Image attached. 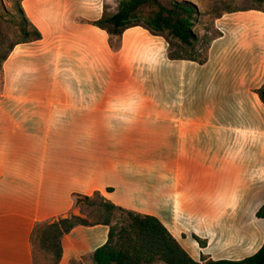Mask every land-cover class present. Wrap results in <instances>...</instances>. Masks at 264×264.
<instances>
[{"label": "crops", "instance_id": "1", "mask_svg": "<svg viewBox=\"0 0 264 264\" xmlns=\"http://www.w3.org/2000/svg\"><path fill=\"white\" fill-rule=\"evenodd\" d=\"M42 39L15 46L0 83V264H35L32 232L80 216L99 192L160 220L195 261L242 260L264 242V13L225 14L204 65L167 58L141 27L112 52L103 0H23ZM249 17L256 18L245 25ZM249 21V20H248ZM107 189H111L110 192ZM77 226L58 264L103 245ZM206 241L200 248L192 238Z\"/></svg>", "mask_w": 264, "mask_h": 264}, {"label": "trees", "instance_id": "2", "mask_svg": "<svg viewBox=\"0 0 264 264\" xmlns=\"http://www.w3.org/2000/svg\"><path fill=\"white\" fill-rule=\"evenodd\" d=\"M22 1L8 0V7L0 0L1 85L3 65L15 46L42 39L41 32L26 16ZM248 1L249 7L238 8L217 0L221 7L201 12L195 4L186 0H119L115 12L111 13L104 3L102 14L97 20H77V23H86L104 31L112 52L120 50L125 30L141 27L165 40L169 60L204 65L212 42L222 37L215 27L217 19L225 14L251 10L264 13V0ZM253 92L264 105V83ZM72 200L75 207L83 204L93 207L90 215L93 220L90 221L88 216L69 215L38 223L33 228V244L37 240L39 248L50 258V264L60 262L61 241L65 235L77 226L96 225L108 228L105 243L81 260H71L69 264H81L86 258L91 260V264H264V242L255 254L242 260H213L201 254L199 261H195L160 220L152 215L119 207L99 192L91 196L73 194ZM255 215L264 220V204ZM192 238L200 248L206 246L205 240L196 235H192Z\"/></svg>", "mask_w": 264, "mask_h": 264}, {"label": "rangeland", "instance_id": "3", "mask_svg": "<svg viewBox=\"0 0 264 264\" xmlns=\"http://www.w3.org/2000/svg\"><path fill=\"white\" fill-rule=\"evenodd\" d=\"M5 5L8 7L10 6V3H8V0H2ZM181 1V0H179ZM190 1L191 3L195 4L199 11L206 12L207 10L219 8L221 7V4L217 2V0H186ZM224 3L229 4L232 7H238V8H246L250 6V2L248 0H223ZM106 3L109 7V11L111 13L115 12L119 3V0H103V4ZM253 11V10H251ZM247 12V11H245ZM255 13H258L256 11ZM262 13V12H261ZM257 18V17H256ZM256 18L249 17L247 21H241L239 25H245L246 23L251 21L257 20ZM249 20V21H248ZM94 210L93 207H90L89 205L83 204L77 207L76 212L79 211L80 217L86 218L89 217V220H93L90 215L92 214V211ZM91 218V219H90ZM34 256H35V264H50V258L48 255H46L38 246L37 240L34 242ZM81 264H91V260L89 258L84 259V261Z\"/></svg>", "mask_w": 264, "mask_h": 264}]
</instances>
